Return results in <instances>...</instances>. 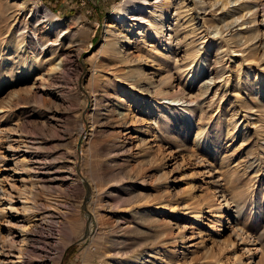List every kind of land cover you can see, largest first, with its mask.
I'll use <instances>...</instances> for the list:
<instances>
[{"label":"rangeland","instance_id":"1","mask_svg":"<svg viewBox=\"0 0 264 264\" xmlns=\"http://www.w3.org/2000/svg\"><path fill=\"white\" fill-rule=\"evenodd\" d=\"M246 1L0 0V262L27 263L1 253L12 230L32 264H264V0Z\"/></svg>","mask_w":264,"mask_h":264},{"label":"bare ground","instance_id":"2","mask_svg":"<svg viewBox=\"0 0 264 264\" xmlns=\"http://www.w3.org/2000/svg\"><path fill=\"white\" fill-rule=\"evenodd\" d=\"M148 2V0H145V2ZM184 2V4H186L185 3V1H183ZM199 2V1H198ZM198 2H196L195 0H190V2H189V5H191L192 7L191 8H193V4H195L196 3V5H198L199 3L200 4H202V5H204L205 3H207V0H200V2L198 3ZM219 2V1H218ZM254 2V1H253ZM253 2H250V1H246V2H244L245 3V7L243 8L244 10H247L248 12L249 11H251V8L253 7V6H255L256 5V3L254 4ZM198 3V4H197ZM217 3V1L216 2H214L213 4H216ZM212 4V5H213ZM226 4H227V0L226 1H224V0H222V9H223V7H225L226 6ZM211 5V6H212ZM35 6V5H34ZM190 7V6H189ZM118 8H119V5L118 6H116V9L118 10ZM186 8H188V5H187V7ZM201 8L202 9H206L204 6H201ZM189 9V8H188ZM37 10H38V8H37ZM154 10V9H153ZM244 10H242V11H244ZM116 11V10H115ZM149 11V13H154V12H152V10L150 9V10H148ZM43 12L45 13V16H49L50 15V11L46 8V9H43ZM251 12H253V11H251ZM42 13V12H41ZM243 13V12H242ZM255 13V12H254ZM157 14V13H156ZM198 14V13H197ZM253 14V13H252ZM199 15V14H198ZM242 15V14H241ZM256 15V14H255ZM17 16V15H16ZM166 10L163 8V9H161L160 11H159V15L158 16H153L152 18H151V20H150V24H151V26L156 30V31H160L161 29H163V27L165 26V19H166ZM193 16V15H192ZM118 17V19L117 20H121L122 18H123V16L120 14L119 16H117ZM243 17V16H242ZM252 17H253V15H252ZM240 18V17H239ZM17 19V18H16ZM195 19V18H194ZM248 19V18H247ZM251 19H253V18H251ZM38 20H39V18H38ZM191 21V20H190ZM193 21V20H192ZM250 21L251 20H245V21H242L243 22V24H245L246 22H248V23H250ZM241 22V23H242ZM51 25V24H50ZM111 27V26H110ZM195 29V28H194ZM247 30V29H246ZM256 31V30H255ZM108 30H107V32H106V36L108 35ZM111 32V31H110ZM110 32H109V34H110ZM245 32V31H244ZM244 32H240V33H238V35H237V37H238V39L239 40H241V38H243L242 37V35H243V33ZM233 33V32H232ZM236 33V32H235ZM254 30L253 29H249V35H250V39H254L255 38V35H254ZM115 35V34H114ZM117 35V34H116ZM248 35V34H247ZM112 36V35H111ZM118 36V35H117ZM236 36V34H231L226 40L228 41H231L232 43L233 42H236V40H237V37H235ZM258 35H256V37H257ZM113 37V36H112ZM119 38V37H118ZM117 38V40H114V42L112 43V48H113V50L115 51V53L118 55V57L120 56L121 58H123V60H127V59H129V54L128 53H126L125 52V50L122 48V45H121V43H120V41H119V39ZM108 38H106V40H107ZM122 39V38H121ZM256 39V38H255ZM106 40H105V42H106ZM109 41V40H108ZM110 41H112V40H110ZM204 42V41H203ZM110 43V44H111ZM239 43V42H238ZM107 44H109V43H107ZM106 45V44H105ZM235 46H236V44H234ZM104 47V46H103ZM110 48H111V46H110ZM103 49V48H102ZM102 49H101V51H102ZM219 49H220V47H219ZM112 50V51H113ZM217 50H218V47H217ZM37 52V51H36ZM206 53V52H205ZM37 54V53H36ZM36 54H35V56H36ZM116 55V56H117ZM199 55V54H198ZM194 58V57H193ZM98 67V66H97ZM140 74L139 75H141V77H143L144 79H146V80H149V78H147V76H145V73H141V72H139ZM144 74V75H143ZM138 76V75H137ZM149 81H151V80H149ZM150 83H152L153 84V82H150ZM167 90V89H166ZM169 91H165V89L163 90V88L162 89H159V91H158V93L159 94H165V93H168ZM174 93V92H173ZM177 93V92H176ZM172 94V93H171ZM166 95H168V94H166ZM174 95V94H173ZM176 95V94H175ZM174 95V96H175ZM8 205H10V204H8ZM10 208H11V205L9 206ZM8 207V208H9ZM219 207V206H218ZM3 208H4V206H3ZM7 208V207H6ZM8 210V209H7ZM11 210V209H10ZM13 211V210H12ZM7 221H8V219H7ZM9 222H11V220H9ZM14 231H10L9 233H8V235L6 236V239L4 240V242H6L7 244L4 246V248H3V250H2V252L1 253H5V254H8V255H14L17 251H19V252H21V253H23V255L25 254V258H24V261L25 262H27V263H24V264H32L31 263V257H30V255H29V253H28V250L26 251V249L24 250V249H22V247H19L18 245H17V242H15V240H14ZM31 244V243H30ZM31 249H33V248H31ZM33 250H35V251H37L38 250V248H34ZM41 252V251H40ZM61 253H62V251L61 250H57V254H56V258H55V260H56V263L55 264H57L58 263V260H59V258L61 257ZM5 259V258H4ZM0 264H3L2 262H0ZM41 264H44V263H41Z\"/></svg>","mask_w":264,"mask_h":264}]
</instances>
